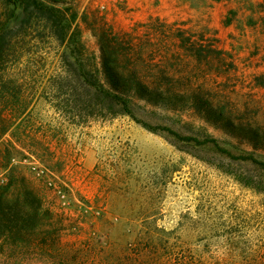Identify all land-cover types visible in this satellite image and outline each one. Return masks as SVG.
<instances>
[{
  "label": "rangeland",
  "instance_id": "1",
  "mask_svg": "<svg viewBox=\"0 0 264 264\" xmlns=\"http://www.w3.org/2000/svg\"><path fill=\"white\" fill-rule=\"evenodd\" d=\"M64 1L95 60L98 23L134 28L146 38L141 24L158 18L150 33L163 43L146 57L171 68L177 86L202 90L238 121L264 130V0ZM7 7L0 0V13ZM176 27L221 55L166 51V34ZM24 40L28 46L20 40L0 72V90L4 84L20 89L27 102L24 113H13L0 91V126L7 128L0 183L10 158L14 176L39 190L54 230L46 227L45 243H19L14 252L0 241V264H264V166L238 158L253 153L264 160V152L240 147L192 110L140 114L180 136L213 137L233 156L147 130L128 116L73 123L44 97L60 70L62 47L41 29Z\"/></svg>",
  "mask_w": 264,
  "mask_h": 264
},
{
  "label": "trees",
  "instance_id": "2",
  "mask_svg": "<svg viewBox=\"0 0 264 264\" xmlns=\"http://www.w3.org/2000/svg\"><path fill=\"white\" fill-rule=\"evenodd\" d=\"M2 1L9 9L0 13V72L9 62L10 54L15 51L20 40L23 46H28L29 41L24 39L33 29H41L55 37L58 46L62 47L58 59L60 70L51 77L50 91L41 96H44L57 112L64 113L69 121L82 124L90 118L128 116L147 130L167 131L179 140L194 141L197 145L210 146L233 156L230 150L222 147L213 137L206 136L199 140L180 136L167 126L151 124L140 114L159 109L192 110L200 118L221 128L240 147L247 146L254 151L264 152L262 128L238 121L222 106L214 104L200 89L177 86L175 73L171 68L161 67L157 60H149L151 57H146L145 53H152L161 46L162 39L154 40L150 33L152 25L158 23V18H150L141 24L149 30L146 38L136 36L134 28L116 31L110 25L98 23L94 35L99 57L95 60L87 51L79 31L73 27L76 16L67 5L68 2ZM229 13L235 14L232 10ZM231 21V17L225 18L226 25ZM162 26L165 27L166 24ZM166 35L170 39L164 44L166 51L175 46L184 49L190 58L200 56L203 51H206L205 58L207 53L218 56L222 53L221 49L212 44L207 45L203 41L195 40L185 29L176 27ZM148 46L151 50L145 52L144 48ZM1 89V97L4 103L11 107L10 111L16 114L24 113L27 102L21 96L20 89L8 84H4ZM6 129L0 126V138ZM239 149L247 152L243 148ZM32 154L39 159L37 152ZM238 158L264 166V160L257 158L253 153H242ZM9 159L5 164L9 167L7 180L0 183V241L3 243V249L7 247L10 252H14L19 243H45L48 235L46 227L54 229L52 212L44 207L39 190L23 175L14 176L15 167L10 166ZM44 169L51 175L53 170L48 165H45Z\"/></svg>",
  "mask_w": 264,
  "mask_h": 264
},
{
  "label": "built area",
  "instance_id": "3",
  "mask_svg": "<svg viewBox=\"0 0 264 264\" xmlns=\"http://www.w3.org/2000/svg\"><path fill=\"white\" fill-rule=\"evenodd\" d=\"M99 7H100V8H104L105 6H104V4H99ZM43 170H44V173H47V172L45 171V169H43ZM56 191H60V193H62L61 190H59V189H57V188H56Z\"/></svg>",
  "mask_w": 264,
  "mask_h": 264
}]
</instances>
